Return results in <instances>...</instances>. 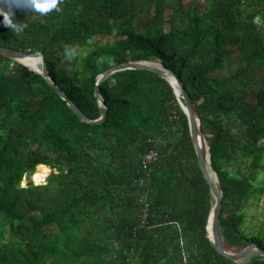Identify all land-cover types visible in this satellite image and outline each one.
<instances>
[{"label":"trees","instance_id":"1","mask_svg":"<svg viewBox=\"0 0 264 264\" xmlns=\"http://www.w3.org/2000/svg\"><path fill=\"white\" fill-rule=\"evenodd\" d=\"M15 19L23 31L0 23V46L42 51L55 84L90 119L101 116L94 91L111 66L174 71L222 188L225 249H264V228L246 225L247 204L264 193V0H61L43 15L16 9ZM99 91L106 119L85 122L43 76L0 55V264H264L261 255L230 260L210 240L214 197L170 82L124 69ZM154 147L141 226L134 179Z\"/></svg>","mask_w":264,"mask_h":264},{"label":"water","instance_id":"2","mask_svg":"<svg viewBox=\"0 0 264 264\" xmlns=\"http://www.w3.org/2000/svg\"><path fill=\"white\" fill-rule=\"evenodd\" d=\"M0 55L12 58L16 61H19L20 58H23L25 56L31 55V56H37L40 57L41 61V70L35 71L31 69L29 66H27L30 70L39 73L41 76H43L60 94V96L67 100L68 105L71 107V109L74 111V113L83 121L88 123H94V124H101L105 121L108 106L106 104L105 99L100 94L99 87L100 83L104 81L107 77H109L114 72L124 70V69H147L150 71H153L155 73H158L162 77L166 78L172 87L174 88V92L176 94V97L185 111V113L188 116L189 121V129H190V135L195 147L196 155L198 158V163L200 166V169L208 181L211 193L214 197V205L211 210L208 223H207V231L208 236L210 240L212 241L215 249L224 257L234 260L236 262H242L243 260L250 258L253 251L259 252L261 256L264 257V249L261 248L256 243L252 242L248 244L247 246L241 248L238 251H230L225 249L224 247V241L220 230V215L223 209V192L221 185L219 183V179L217 176V173L215 169L213 168L212 161H211V155L209 151V145L207 142V139L205 137V134L201 128V119L199 117V112L197 110L196 104L191 98L189 92L187 91L183 81L177 76V74L172 71L171 69H168L167 67L163 66L162 64H157L155 62L150 61H128V62H122L115 64L105 70L101 75H99L96 87H95V96L98 99L100 110H101V116L98 119H90L88 116L85 115V113L77 106V104L68 97V95L53 81V78L50 76V70L45 58V55L42 51H35V52H26L22 50H17L11 47L6 46H0ZM21 63V62H20ZM23 64V63H22ZM210 169L214 172L217 183H214Z\"/></svg>","mask_w":264,"mask_h":264},{"label":"clouds","instance_id":"3","mask_svg":"<svg viewBox=\"0 0 264 264\" xmlns=\"http://www.w3.org/2000/svg\"><path fill=\"white\" fill-rule=\"evenodd\" d=\"M61 0H0V15L3 16V23L17 34L23 31L24 25L15 19L16 9L47 14L52 10H59Z\"/></svg>","mask_w":264,"mask_h":264},{"label":"built area","instance_id":"4","mask_svg":"<svg viewBox=\"0 0 264 264\" xmlns=\"http://www.w3.org/2000/svg\"><path fill=\"white\" fill-rule=\"evenodd\" d=\"M159 157V150L155 147L146 152L141 159L140 167L137 171V176L134 179L136 186H138L139 188H143L144 190L140 196L141 226L147 224L148 218L151 213V204L149 200L148 190L150 189V183L152 179L151 172L154 164L157 162Z\"/></svg>","mask_w":264,"mask_h":264},{"label":"rangeland","instance_id":"5","mask_svg":"<svg viewBox=\"0 0 264 264\" xmlns=\"http://www.w3.org/2000/svg\"><path fill=\"white\" fill-rule=\"evenodd\" d=\"M157 64L160 65V63H157ZM44 171H45L44 167H39L37 169V175L34 179L36 183H41L44 180V177L42 175ZM261 181L264 182V178L261 179ZM263 209H264V193L261 195V199L259 201H256V198H255L253 200H250L249 203L247 204L246 210L248 212V217L246 220V225L250 229L257 231L261 228H264V222H263V216H262ZM259 255H260L259 252L253 251L250 258L254 256H259ZM250 258H247L243 260L242 262H247Z\"/></svg>","mask_w":264,"mask_h":264},{"label":"bare ground","instance_id":"6","mask_svg":"<svg viewBox=\"0 0 264 264\" xmlns=\"http://www.w3.org/2000/svg\"><path fill=\"white\" fill-rule=\"evenodd\" d=\"M40 60H41L40 57L28 55V56H25L23 58H20L19 62L23 63L26 66H29L31 69H33L35 71H39V70H41V61ZM155 63H157V62H155ZM210 172H211V177H212L214 183H217V178H216L214 172L211 169H210ZM213 177L215 178V180Z\"/></svg>","mask_w":264,"mask_h":264}]
</instances>
